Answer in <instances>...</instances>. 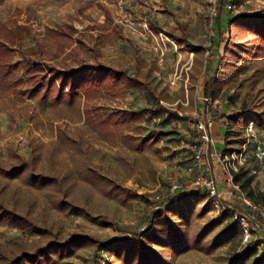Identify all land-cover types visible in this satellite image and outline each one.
I'll use <instances>...</instances> for the list:
<instances>
[{
    "label": "rangeland",
    "instance_id": "obj_1",
    "mask_svg": "<svg viewBox=\"0 0 264 264\" xmlns=\"http://www.w3.org/2000/svg\"><path fill=\"white\" fill-rule=\"evenodd\" d=\"M118 1L0 0V43L14 51L17 66L0 74V167L9 171L15 156L36 161L18 178L0 172V199L47 230L40 236L0 224V264L75 235L105 246L80 241L71 255L53 253L39 264H231L246 248L241 233L221 237L231 218L222 219L205 194L176 198L171 187L199 171L188 144L203 112L200 82L215 74L208 56L221 39L217 16L223 30L239 19L230 25L234 46L213 84L215 104H203L205 111L236 115L246 108L264 130V0H231L237 13H225L229 0H220L217 16L209 0H124L125 15ZM125 16L140 25L131 28ZM144 22L155 36L163 33L164 56L152 49L154 37L141 34ZM197 47L203 49L191 55ZM25 51L43 54L57 68L102 62L127 72L150 86L164 109L144 85L133 87L125 77L80 96L32 95L24 84ZM174 51L182 57L177 64L170 60ZM241 124L226 116L232 150L244 142ZM244 168L254 194L264 192V165L251 161ZM43 178L50 179L43 184Z\"/></svg>",
    "mask_w": 264,
    "mask_h": 264
},
{
    "label": "trees",
    "instance_id": "obj_2",
    "mask_svg": "<svg viewBox=\"0 0 264 264\" xmlns=\"http://www.w3.org/2000/svg\"><path fill=\"white\" fill-rule=\"evenodd\" d=\"M239 17L232 18L227 22V30L223 32L228 33V38L223 41V54L219 52L220 44L212 43V47H215L216 51L212 52L208 57V63L215 64V74L214 76L206 82L204 86V94L207 97H213L215 94L214 82L217 80L218 75L228 57L229 52L234 46L233 33L231 31V23L238 20ZM264 32V28L260 29ZM264 35V34H263ZM195 49V48H194ZM201 48H196L198 51ZM30 51V50H29ZM14 51L9 49L6 43H0V74L3 76L10 75L17 66L12 64ZM21 64L23 65V75L24 84H26V92L32 95H38L40 93L48 94L52 91H57L58 96L56 100L60 99L61 94L71 93L73 96H80V92L87 94L89 90L96 89L99 87L106 86L108 78H121L125 77L128 81L133 84V87L143 86L141 82H138L135 78L128 75L127 72H119L107 67V64L102 62H97L95 64H90L83 66L81 68H68L62 69L53 66H49L45 63L46 59L43 54L36 55L33 51L32 54H28V51L21 53ZM145 91L152 95L155 99L156 105L161 110L164 107L161 104L162 99L157 98L154 94V90L148 85L143 86ZM231 121L241 122L242 126H246L251 122L255 121L253 119L254 113L251 110L244 108L241 112L236 115H228ZM230 131L226 134V150L225 153H230L233 150L229 148ZM15 162L11 164L10 170H6L0 167V172L4 173L5 176L10 178H18L25 174L28 170H34L36 161L34 158H25L23 156H15ZM50 178H43L41 183H46ZM34 182L39 181L38 176H34ZM235 183L239 185L242 192H244L250 199L254 201L258 200L264 205V192L257 195L251 190L252 177L249 175V171L245 168H241L238 173L235 174ZM201 192L196 189H189L187 194L198 195ZM143 198V196H140ZM232 216L228 213L222 214V219H228ZM0 224H5L11 228L17 229L23 233L36 234L44 236L47 230L39 226L34 221L28 219L25 216L19 215L14 211L8 209L0 199ZM242 231L241 227L236 223L230 221L225 229L223 230L221 237L225 239H231L238 236ZM80 241H90L99 246H105V244H100L94 238L90 236H72L68 241L64 243L50 242L47 245L39 246L36 248L34 253H28L23 251L19 256L12 260L9 264H39L42 263L46 258L50 257L53 253H60L63 256L71 255L76 249L77 245H80ZM259 243L251 244L250 246L244 248L239 255L232 258L231 264H264V253L258 255L257 250Z\"/></svg>",
    "mask_w": 264,
    "mask_h": 264
},
{
    "label": "built area",
    "instance_id": "obj_3",
    "mask_svg": "<svg viewBox=\"0 0 264 264\" xmlns=\"http://www.w3.org/2000/svg\"><path fill=\"white\" fill-rule=\"evenodd\" d=\"M209 1L212 6L211 13L217 16V5L220 0ZM116 5L121 15H125L126 4L124 0H119ZM224 8L229 13L238 12L235 2H231V0L225 4ZM125 18L127 19V16ZM126 22L133 29L137 27L135 20L127 19ZM142 27L150 36L155 37L146 22L143 23ZM158 37L163 48L161 55L164 56L168 48L163 39V33H160ZM166 40L176 47L174 42H171L167 37ZM175 76L178 78V71ZM202 103L205 105L215 104L211 97L202 98ZM216 108L212 111L202 112V116L195 122V139L189 142L188 149L192 153L193 161L197 163L216 158L222 167L223 183L229 187L228 194L236 197L240 193V196L234 199L235 202H227L221 192L219 183L213 177L206 176L204 173L197 174L191 182L186 184H173L171 187V196H175L176 198L183 197L189 189L199 190L206 195L214 211L218 214L228 213L232 216L231 221L236 222L241 227L242 244L248 247L251 244L257 243L254 236V228H259L264 225V208L256 204L241 191L239 185L235 183V174L241 168L246 167L251 161L259 165H264V131L257 127L255 121H251L244 130V142L241 148L239 150H233L230 153L219 155L215 151V141L212 135V129L216 122L222 119L221 111ZM25 143L26 139L23 137H19L17 140V146L19 148H24ZM160 199V196L156 197V201Z\"/></svg>",
    "mask_w": 264,
    "mask_h": 264
},
{
    "label": "crops",
    "instance_id": "obj_4",
    "mask_svg": "<svg viewBox=\"0 0 264 264\" xmlns=\"http://www.w3.org/2000/svg\"><path fill=\"white\" fill-rule=\"evenodd\" d=\"M224 12L225 13L227 12L225 10V8H224ZM221 16H222V14H221ZM218 19H219V17L217 16L216 17V21H217L216 22V26H217L218 35L221 36V39H219V38H218V40L216 39L217 40L216 43H219L220 44L219 52L221 54H223V45H224L223 41L228 38V33L226 31L223 32L224 30L222 29V25L220 26V24H218V23H220V21ZM137 25H140V24L137 23ZM142 26H143V23L141 25V34H144L145 36L146 35L148 36L149 35L148 32H146V30H144V28ZM220 27H221V29H220ZM151 47H152V49H154L155 51H157L156 52V55L158 56V58H160V53L162 52V49L163 48H162L161 41L158 39L157 36H155L154 37V40H152ZM198 48H201L199 50H202L203 49L202 47H197V49ZM211 50H212V52H215L216 51L215 47H211ZM195 51H196V48L195 49L193 48V51H192L191 55H194L195 54ZM181 59H182L181 54L180 53H177L176 51H174V55L172 56V58L170 60L172 62H174L175 64H177L179 61H181ZM187 65H189V63ZM210 66H211V68L215 72L216 65L215 64H210ZM188 69H191V66L188 67L187 70ZM207 81H209V80H204L203 79L200 82L201 88H199V97L201 98V100H202V98L207 97L204 94V86H205V84H206ZM199 102L202 104V101H199ZM161 104H162V101H161ZM199 109H202L203 112H204L205 111V106H203V104H202V106H199ZM225 111H227V108H226ZM225 113H227V112H221V114L223 115L222 119L221 120H218L216 122L215 126L212 129V135H213L214 141H215V143H214L215 151L219 155H223L225 153L224 151L223 152L220 151V148H223V146H224V141L226 142V134H227V131L225 130V120H226V116L224 115ZM198 164H199V171H198L197 174L204 173L206 176L213 177L217 181V183H219L221 192L223 193V196H224V199L227 202H235L234 199L236 197L240 196V193H238L236 195V197H232V196H230L228 194L229 187L226 186L223 183L222 167L220 166L218 160L216 158L210 159V160H203L201 163H198ZM254 236H255V239L257 240V243H259V247L258 248L263 247L264 246V225H262L259 228H256V227L254 228Z\"/></svg>",
    "mask_w": 264,
    "mask_h": 264
}]
</instances>
